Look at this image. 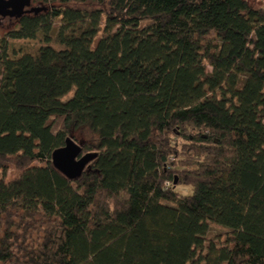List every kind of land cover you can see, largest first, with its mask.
<instances>
[{"label": "trees", "instance_id": "obj_1", "mask_svg": "<svg viewBox=\"0 0 264 264\" xmlns=\"http://www.w3.org/2000/svg\"><path fill=\"white\" fill-rule=\"evenodd\" d=\"M20 1L0 22V264H264V10ZM79 128L96 156L71 180L51 153Z\"/></svg>", "mask_w": 264, "mask_h": 264}, {"label": "water", "instance_id": "obj_2", "mask_svg": "<svg viewBox=\"0 0 264 264\" xmlns=\"http://www.w3.org/2000/svg\"><path fill=\"white\" fill-rule=\"evenodd\" d=\"M13 6L14 4L9 0H0V11L2 12H7ZM95 156V153L81 155V143H76L71 137H68L63 147L57 148L51 153V163L62 175L73 180L81 175Z\"/></svg>", "mask_w": 264, "mask_h": 264}, {"label": "rangeland", "instance_id": "obj_3", "mask_svg": "<svg viewBox=\"0 0 264 264\" xmlns=\"http://www.w3.org/2000/svg\"><path fill=\"white\" fill-rule=\"evenodd\" d=\"M246 3L248 4L249 7L253 8V9H262L264 10V0H245ZM31 4L30 7L31 8H40L42 7V5H39L35 2H33V0H30ZM0 22L1 25L4 28H7L10 26V24L14 22V19L9 18L8 16H4L3 18H0ZM2 29V30H3ZM28 43H32L30 41H27ZM207 70L210 71V68L207 67ZM71 95V93H70ZM74 138H72L76 143H82L83 141H90V140H94L93 136L89 133V131L86 128H79L78 130H76L73 134ZM177 191L181 194H188L191 190L189 187L184 186V185H178L176 187ZM224 230H222L219 227H216L215 225H209L208 227V231L205 235V240H211L214 239L215 237L218 236H223L224 235Z\"/></svg>", "mask_w": 264, "mask_h": 264}, {"label": "flooded vegetation", "instance_id": "obj_4", "mask_svg": "<svg viewBox=\"0 0 264 264\" xmlns=\"http://www.w3.org/2000/svg\"><path fill=\"white\" fill-rule=\"evenodd\" d=\"M11 3L14 4L12 8H9L7 12L0 11V17L6 16V15H15L20 10V0H9Z\"/></svg>", "mask_w": 264, "mask_h": 264}]
</instances>
